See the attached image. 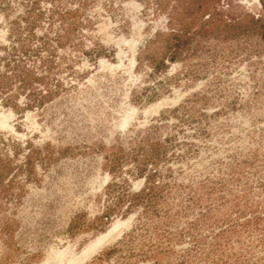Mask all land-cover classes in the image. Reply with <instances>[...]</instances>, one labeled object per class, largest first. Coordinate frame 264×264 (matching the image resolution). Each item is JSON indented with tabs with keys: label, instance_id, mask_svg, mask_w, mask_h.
Instances as JSON below:
<instances>
[{
	"label": "rangeland",
	"instance_id": "rangeland-1",
	"mask_svg": "<svg viewBox=\"0 0 264 264\" xmlns=\"http://www.w3.org/2000/svg\"><path fill=\"white\" fill-rule=\"evenodd\" d=\"M194 95L198 121L163 122ZM167 133L191 151L162 181H228L202 249L249 230L208 257L177 236L164 264H264V0H0V264H153L175 226L104 213L110 183L144 185L137 141Z\"/></svg>",
	"mask_w": 264,
	"mask_h": 264
},
{
	"label": "trees",
	"instance_id": "trees-1",
	"mask_svg": "<svg viewBox=\"0 0 264 264\" xmlns=\"http://www.w3.org/2000/svg\"><path fill=\"white\" fill-rule=\"evenodd\" d=\"M197 102V95H194L184 105L170 111L172 116L162 118L163 122H168V119L172 117L175 122L174 125L195 123V120L198 121L200 118L192 112V105ZM197 133L198 135H205L200 129L197 130ZM135 145L131 155L133 162H135L134 170L136 176L143 179L144 185L138 192L130 193L123 190V187L118 186L116 182L110 183L107 186V192L112 196L111 207L105 211L104 218L109 219L111 214L119 210L120 206L126 202L124 214H128L134 208L139 210L137 214L139 229L147 224H149V228L154 229H159L161 226H175L173 231L167 232L165 243L159 240L157 244L151 246L150 252L153 254V264H164V259L160 254L164 251L165 253L166 251L169 252L168 249L177 236H187L188 240L192 242V248L186 252V255L189 257L193 254L192 256L196 257L198 254L204 253L207 256L220 250L222 243L218 239L221 237H240V231L249 230L246 227L248 222L242 224L244 226L241 225L239 229L237 225L226 226L219 231L220 233L211 235L207 249H202L201 240L203 238L200 230L217 226L218 219L216 216L219 209H221L220 207H229V196H225L228 194L226 193V191L228 192V181L224 178L216 182L204 180L186 185L179 184L174 179L164 182L159 176L157 164L166 156L165 152L171 150L170 160L177 161L186 157L191 151V145L184 144L185 149H181L180 145L175 144L174 136L170 133H167L163 139L144 138L138 140ZM123 156V153L116 156L115 162H119ZM233 171L234 168H231L230 173ZM115 188L118 190L113 195ZM245 192L246 189H243L240 194L244 196ZM162 244L167 246L162 247Z\"/></svg>",
	"mask_w": 264,
	"mask_h": 264
}]
</instances>
